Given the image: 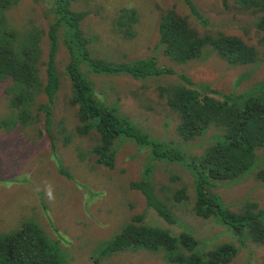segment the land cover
<instances>
[{"label": "rangeland", "instance_id": "rangeland-1", "mask_svg": "<svg viewBox=\"0 0 264 264\" xmlns=\"http://www.w3.org/2000/svg\"><path fill=\"white\" fill-rule=\"evenodd\" d=\"M221 1L192 0L206 24L190 12L183 0H77L75 3L77 11H90L82 29L90 40L93 57L113 63L154 57L160 67L174 71L171 76L145 80L86 73L94 83L97 96L107 105L118 107L151 140L162 142L163 146L170 144L169 147L193 156H200L211 147L221 131L214 127L192 141L181 140L177 135L180 117L167 106L160 89L180 85L182 75L226 95H241L264 84V30L256 26L262 14L243 11L235 3L226 8ZM53 2L19 0L18 5L7 11L8 22L21 35L33 28L43 32V61L48 54L47 33L54 21ZM123 9L137 13L138 20L131 25L133 36L127 27L121 31L115 24ZM170 11L187 18L200 36L225 34L242 39L259 52L260 61L235 66L207 49L188 64L173 62L158 46L160 22ZM59 42L57 69L61 86L55 99L53 133H46L43 113L34 112L30 125H16V111L6 92L11 81L0 82V238L17 231L24 221L32 220L51 240L60 264H170L163 250L144 247L102 257L132 218L142 216L147 223L168 228L175 234L183 231L193 234L205 252L225 243L234 244L239 252L231 264H264L263 244L251 240L241 244L216 219L196 215L194 178L182 165L154 162L156 193L178 219V225L170 226L131 187L142 178L144 167L153 162L148 147L129 140L118 141L115 168L109 170L96 163L92 149L98 136H83L77 131L80 125L77 107L71 104L72 88L66 74L70 57L62 36ZM44 71L42 67L43 82ZM37 102L47 103L44 93ZM257 155V166L248 175L210 189L234 212L251 202L264 209V181L256 178V173L264 168V147ZM44 179L55 186V202H49L43 192L36 191L38 186L43 187ZM182 189L186 190L187 198L178 202L174 195Z\"/></svg>", "mask_w": 264, "mask_h": 264}, {"label": "trees", "instance_id": "trees-1", "mask_svg": "<svg viewBox=\"0 0 264 264\" xmlns=\"http://www.w3.org/2000/svg\"><path fill=\"white\" fill-rule=\"evenodd\" d=\"M77 0H54L51 13L54 17L48 36V54L43 61V32L33 28L30 32H18L10 25L7 11L18 5L19 0H0V82L11 81L7 94L16 111V125H30L34 112L45 116L44 129L53 133V111L60 90L57 55L60 37L69 53L66 74L72 88L71 104L77 107L78 133L83 136L96 134L98 140L92 149L96 163L109 170L116 165L118 141L129 140L150 150L152 164L144 167L140 180L131 187L144 197L147 206L170 226L178 225V219L167 202L161 200L154 186V162L176 163L185 167L194 178L195 212L202 219L214 218L231 231L241 244L254 241L264 245V209L251 202L239 212L232 211L220 196L211 192L217 184L234 182L248 175L256 166L258 150L264 147V84L257 85L243 94H225L206 83L195 84L186 75L180 76L178 86L163 87L160 93L166 97L167 106L177 113L180 123L177 135L189 142L204 136L215 127L220 129L219 139L202 155L193 156L179 152L170 144L153 141L118 107L107 105L95 90L86 73L97 76L127 75L136 80L157 76H171L174 71L158 65L154 57L130 62L113 63L93 57L90 40L82 29V23L90 11H77ZM190 12L203 24L205 19L192 0H183ZM228 8L235 3L243 11L261 13L256 26L264 30V0H222ZM115 24L127 27L132 36V24L136 22L134 10L121 12ZM158 46L177 64H188L199 59L207 49L215 52L231 65H251L260 61L259 52L242 39L225 34L200 36L187 18L174 11L162 17L159 25ZM131 36V37H132ZM45 67V82L41 68ZM44 84V85H43ZM47 103L38 104L41 94ZM264 181V168L256 173ZM187 198L182 189L174 199ZM163 250L170 264H231L239 248L231 243L217 246L205 252L193 234L183 231L173 233L165 227L149 224L142 216H134L131 223L111 242L102 257L124 249ZM0 264H60L54 246L44 230L32 220H26L14 232L0 238Z\"/></svg>", "mask_w": 264, "mask_h": 264}, {"label": "clouds", "instance_id": "clouds-1", "mask_svg": "<svg viewBox=\"0 0 264 264\" xmlns=\"http://www.w3.org/2000/svg\"><path fill=\"white\" fill-rule=\"evenodd\" d=\"M43 187H37V193L43 192L44 196L49 200V202H55V186L52 182L47 179L42 180Z\"/></svg>", "mask_w": 264, "mask_h": 264}]
</instances>
